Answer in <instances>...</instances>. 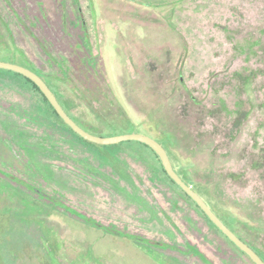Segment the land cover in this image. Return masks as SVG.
<instances>
[{
  "label": "rangeland",
  "instance_id": "obj_1",
  "mask_svg": "<svg viewBox=\"0 0 264 264\" xmlns=\"http://www.w3.org/2000/svg\"><path fill=\"white\" fill-rule=\"evenodd\" d=\"M0 17L73 113L107 96L117 133L171 129L174 169L264 258V0H0ZM26 88L0 73V264H254L150 149L81 140ZM66 218L136 232L147 260L95 256Z\"/></svg>",
  "mask_w": 264,
  "mask_h": 264
},
{
  "label": "trees",
  "instance_id": "obj_2",
  "mask_svg": "<svg viewBox=\"0 0 264 264\" xmlns=\"http://www.w3.org/2000/svg\"><path fill=\"white\" fill-rule=\"evenodd\" d=\"M16 16V15H15ZM17 17V16H16ZM18 18V17H17ZM19 21H21V23L24 25V22L20 19H18ZM0 24L3 27V29L5 30L6 33H8V35H10V40H12V33L9 27V24L6 23V21H4L1 17H0ZM25 27V26H24ZM83 27H85V24H83ZM27 30H29L27 28ZM4 39L0 40V60L3 61H10L13 63H17L20 65H23L31 70H33L34 72H36L39 76H41L43 78V80L48 84V86L50 87V89L54 92V94L56 95L58 101L60 102V104L62 105V107L64 108V110L68 113V115L79 125L81 126L83 129H85L86 131L95 134V135H99V136H110V135H117V134H121V133H117L119 130H121L122 128H126L128 127V129H133L131 127V125L129 124V121L127 119V117L125 116L123 110L116 104L115 100L111 97H103L102 100H97L95 101V103H92L91 101H85V104L87 106V113L84 114H76L73 113L71 111V109H69L70 103L68 101H62L60 100L58 93L56 92L55 88L53 87V85L49 82V80L47 79V77L40 72V70H38L37 68H35L31 63L30 60L28 59V57L26 56V53L24 51H22L20 48H18L17 46L13 44V48H10L8 43L6 41H3ZM3 41V42H2ZM42 48L45 50L44 46L41 44ZM46 52V51H45ZM62 69V68H61ZM0 73L4 74V75H8L11 77H15L16 79H18V81H20L22 83L23 87H27L26 89H30L29 91L31 93H33L35 91L36 94H38V97L40 99H42L46 104H47V110L49 112V116L52 115L54 118H56V120L61 123L62 125H65L69 130L72 131V133H74L78 138H80L81 140L90 142L84 138H82L81 136H79L77 133H75L60 117L59 115L56 113V111L54 110V108L51 106V104L49 103V101L46 99V97L44 96V94L39 90V88L27 77H25L22 74H19L17 72L11 71V70H6V69H0ZM250 76V75H249ZM182 87H184V85L182 84ZM194 100V99H193ZM112 110H117V112L119 113V118H113L111 116ZM121 118V119H120ZM238 118V117H237ZM238 120V119H237ZM119 125H118V124ZM156 124V123H155ZM103 126V128L101 127ZM140 131V130H137ZM157 134L154 136V138L156 140H158L163 147L165 148V150L168 153V156L171 155L172 153V145H174L175 143V135L174 132L169 129V130H156ZM116 133V134H115ZM126 133V132H123ZM128 133V132H127ZM148 133V132H146ZM93 143V142H92ZM141 143V142H139ZM142 145H144L145 147H147L148 149H150L153 154L156 155V153L146 144L141 143ZM157 156V155H156ZM158 157V156H157ZM170 158V157H169ZM160 166H161V171L167 176V178L183 193L185 194L196 206L197 204L168 176V174L166 173V171L164 170L161 162H160ZM179 172V170H176V172ZM177 172V173H178ZM184 181L191 185L190 182L188 181V179L181 173L179 172ZM178 173V174H179ZM193 189H195V191L198 192V190L196 188H194V186H192ZM200 195V194H199ZM206 203L210 206V208L214 211L213 206L206 201ZM198 207V206H197ZM199 208V207H198ZM200 209V208H199ZM201 210V209H200ZM201 212L203 213V215L209 220V218L204 214V212L201 210ZM215 212V211H214ZM217 214V212H216ZM217 216L234 232V228L228 223V221L224 218H222L219 214H217ZM209 222L221 233L223 234L210 220ZM238 235V234H237ZM223 236L231 243L233 244L237 249H239L234 243H232L224 234ZM135 236L131 235V238H134ZM136 238V237H135ZM134 238V239H135ZM137 240V238L135 239ZM244 241V240H243ZM247 243V242H246ZM248 245H250L249 243H247ZM251 246V245H250ZM252 247V246H251ZM253 248V247H252ZM240 250V249H239ZM241 251V250H240ZM243 254H245L243 251H241ZM246 255V254H245ZM247 256V255H246ZM248 257V256H247ZM249 258V257H248ZM250 259V258H249ZM264 259V258H263ZM251 260V259H250ZM252 261V260H251ZM253 262V261H252ZM254 263V262H253Z\"/></svg>",
  "mask_w": 264,
  "mask_h": 264
},
{
  "label": "water",
  "instance_id": "obj_3",
  "mask_svg": "<svg viewBox=\"0 0 264 264\" xmlns=\"http://www.w3.org/2000/svg\"><path fill=\"white\" fill-rule=\"evenodd\" d=\"M0 69L11 70L24 75L30 79L44 94L51 106L54 108L59 117L79 136L97 144H113L126 140H135L149 146L158 156L164 170L168 176L197 204L209 220L241 251H243L254 264H264L263 258L245 241H243L235 232H233L210 208L205 200L197 193L191 185L187 184L176 172L167 151L163 145L150 135L138 132L121 133L110 136H99L92 134L79 126L64 110L58 101L54 92L48 84L33 70L10 61L0 60Z\"/></svg>",
  "mask_w": 264,
  "mask_h": 264
},
{
  "label": "crops",
  "instance_id": "obj_4",
  "mask_svg": "<svg viewBox=\"0 0 264 264\" xmlns=\"http://www.w3.org/2000/svg\"><path fill=\"white\" fill-rule=\"evenodd\" d=\"M137 184H139V183L137 182ZM65 221H66L67 225H69V227L72 228V230L83 235V238L87 242V245L90 247V249L94 252L93 254L95 256L99 257L100 255L96 254V252L93 249L94 246L97 245L100 240H108V242H110L109 245H111V246L116 245L115 243L118 241V243L121 244L122 248L129 249V251L132 252V254L134 252L133 256H135L140 262H141V260H145V259L147 260L146 255L142 251H138L137 247L140 246L139 242L137 240H131L130 239L131 235L132 236L135 235L136 232H132V231H130V232L128 231L127 233H125L124 231L118 232V234L116 235L117 239H115L114 233H112L110 231L102 232V231H100V229L98 230V227L91 226V228L89 227L90 229H86L87 232H83V231H81L82 225L78 226L75 223H72L71 221H69V219H67V218L65 219ZM144 230L145 229L141 228V237L146 238V232ZM94 234H97V235L94 236ZM80 244L82 245L83 241H81ZM144 244H146V243L141 242V247L143 246L142 248H147V246ZM148 247H150V246H148ZM109 249H110V247H107L104 251L107 253V252H109ZM107 262L112 264V262L110 260H107Z\"/></svg>",
  "mask_w": 264,
  "mask_h": 264
},
{
  "label": "flooded vegetation",
  "instance_id": "obj_5",
  "mask_svg": "<svg viewBox=\"0 0 264 264\" xmlns=\"http://www.w3.org/2000/svg\"><path fill=\"white\" fill-rule=\"evenodd\" d=\"M255 250V249H254ZM256 251V250H255ZM257 252V251H256ZM258 253V252H257ZM259 254V253H258ZM260 255V254H259ZM261 256V255H260ZM262 257V256H261ZM263 258V257H262ZM264 260V259H263Z\"/></svg>",
  "mask_w": 264,
  "mask_h": 264
}]
</instances>
